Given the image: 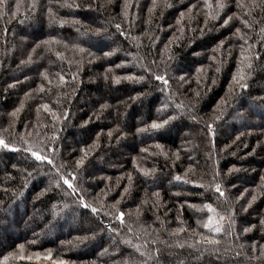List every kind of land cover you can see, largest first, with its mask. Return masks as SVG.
<instances>
[{
  "label": "trees",
  "instance_id": "trees-1",
  "mask_svg": "<svg viewBox=\"0 0 264 264\" xmlns=\"http://www.w3.org/2000/svg\"><path fill=\"white\" fill-rule=\"evenodd\" d=\"M16 2L8 0L0 16V138L20 149L0 147V264H37L21 257L49 251L50 260L65 264H264V258L252 259V245L264 244V11L257 7L245 16L235 0H225L220 17L205 23L203 0H156L152 13V0H132L127 18L125 0H75L79 7L51 5L68 21L60 27L46 18L47 0L35 12L27 7L32 0H20L19 11ZM189 4L198 7L189 13ZM229 15L233 19L221 27ZM236 27L253 45L251 66L243 68L240 81L246 89L232 79L243 45ZM52 38L32 51L38 41ZM104 51L113 55L104 57ZM148 66L166 75V88L154 79L113 82L114 76L144 74ZM168 117L159 132H136ZM42 141L56 149L50 155L57 166L65 165L62 171L79 172V187L101 214V203L121 199L124 225L112 220L115 230L100 233L97 218L77 207L75 197L42 192L55 185V168L37 166L23 151ZM82 148L88 155L77 169ZM133 157L155 173L141 175ZM177 174L195 184L174 181ZM216 183L225 197L215 192ZM204 204L216 211L209 213ZM209 215L225 217L219 233L203 227ZM93 230L95 239H75ZM204 237L217 243L208 245Z\"/></svg>",
  "mask_w": 264,
  "mask_h": 264
},
{
  "label": "snow or ice",
  "instance_id": "snow-or-ice-1",
  "mask_svg": "<svg viewBox=\"0 0 264 264\" xmlns=\"http://www.w3.org/2000/svg\"><path fill=\"white\" fill-rule=\"evenodd\" d=\"M40 2H41V0H32V3L28 4L27 7L31 11L35 12L37 10V7L40 4ZM109 2H111V0H109ZM235 2H236V5L238 8L243 9L245 16H251L253 10L257 7L261 8V10L264 11V0H259V2H257V0H249L248 4H245L243 2V0H235ZM53 3H56L59 8L71 9V8L79 7V5L75 3V0H71V2H69V0H47V4L49 6L46 9V12H47L46 18L48 19L50 24H52V25L58 24L60 27H63L68 21L64 17L59 16L57 11H54V9L51 7V5ZM131 3H132V0H125V2H124V6L122 8V14L124 15L125 18H127V15H128L127 9L129 7H131ZM9 7H10V5L8 4V0H0V16H3L4 14H6L5 9L9 8ZM15 7H16V10L19 11L20 0H17ZM86 7H90V5H86ZM155 7H156V0H152V6L149 7V9H148L149 13H152ZM197 7H198V5L189 4L187 11L189 13H191ZM203 7L208 10L205 14V23H207L208 20L218 19L220 17L221 12L227 7V4L225 3V0H215L214 5H213V3L210 2V0H203ZM7 14H10L13 17L16 16V12H10ZM181 15H183V13ZM232 19H233L232 15H229L226 18H224L223 24L221 25V27L229 25V23ZM73 22H75V21H73ZM241 23L244 25L245 28L250 27L248 20L241 19ZM114 26L118 31L121 29V24H119V23L115 24ZM77 31H79V29ZM104 31H107V29H104ZM100 32H101L100 28H96L94 30V33L96 35H99ZM234 34L237 35L241 40H243V45L241 46V57H240V60L238 61L239 67L237 69L236 74L233 75L232 79L236 84L239 85V87L241 89H246L247 85L240 83V81L244 80V78H245V73L243 71V68L251 66V57H252L253 53L250 52V49L253 47V45L249 44L248 39L245 38V35L241 32V29L239 27L235 28ZM120 35L125 36L126 33L124 31H120ZM52 42H55V38H52L51 40L50 39H43L41 41H38L36 43V45L34 46L32 51L35 52L36 49L39 48L41 44L48 45ZM223 45H224V41L222 40V41H220L219 46L222 47ZM245 45L247 47H245ZM166 47H170V46H166ZM78 51L80 53H85L86 49L84 47H79ZM87 54L89 56L92 55L91 52H88ZM61 55H62V53H57L58 57ZM111 55H113L112 51H104L103 52L104 57H109ZM168 58L171 59V57H168ZM258 58H259V56L257 54V59ZM29 60H31V53H29ZM21 63H24V61L22 60ZM153 64H155V60H153ZM116 66L119 67L120 65H116ZM217 71H219V68H217ZM143 73L144 74H140V75H136V76H132V75H126L124 77L114 76L113 82L119 83L121 81V79H128V80H133L136 82L144 81L145 79H154L156 81L161 82V84L164 85L165 88L168 86L169 81H168V79H166V75L161 74L160 72H153L150 66L145 67L143 70ZM43 78L45 80L49 79L47 75H44ZM73 79H75V76H73ZM59 80H60L61 84H63L65 82V77L63 75H60ZM213 83H215V81H213ZM40 91H44L43 86L40 87ZM25 95H27V93ZM197 95H199V93H197ZM133 99H135V97H133ZM225 103H226V101H225ZM22 107H23V102H21V106L15 108L10 113V115L12 117H16L18 115V113L21 111ZM43 107L45 110H48L47 104L43 105ZM101 107H106V105H102ZM180 107L182 108L183 105H180ZM188 111L191 112L192 109H188ZM65 115H67V113H65ZM53 119H57V117L54 116ZM171 119H172V117H168V119H164V120H153V121H151V123L149 125H146L145 127H138L136 129V132L137 133L149 132L150 134H154V133L159 132L162 129H164L169 124V121ZM192 119L195 120L196 117L192 116ZM217 119H219V117H217ZM85 123H87V121H85ZM206 127L208 130V134L210 136H214V134H215L214 124L208 123L206 125ZM123 134L124 133H120V135H123ZM108 135L110 138L112 137V130L109 131ZM55 138L56 137L53 136V140ZM117 139H119V137H117ZM156 146L160 147L159 144H157ZM0 147H2L4 149H8V150L13 151V152L20 151V149L15 147V145L6 142L3 138H0ZM23 151L30 153V156L32 158H34V161L39 162L37 164V166H39V164H46L48 166H52L53 168H55V176L50 177V179L55 181V185L53 186L50 184L48 188L42 190L43 193H46L48 191H53L57 194L58 197L59 196H63L64 198L75 197L74 203L76 204L77 207L89 210L91 212V214L97 218L98 222H97L96 227L99 229L100 233H103L105 230H107L108 232H112L115 230L113 228L112 220L119 221V223L121 225L125 224V212L119 209L121 199L118 198L114 202L101 203V207L104 208V212H103V214H101L100 209H98L96 206H94L93 204L88 202L89 198L85 194L84 189L79 187V185L77 183L79 172L78 171L64 172V171H62V169L65 167L64 164H61L59 166H57L55 164V161H54L52 155H50V154L56 152V149L53 146L42 141L40 143L32 144L31 146L24 148ZM140 151L145 152V151H147V149L141 148ZM81 152L84 153V155L75 161V165H76L77 169H79L84 164V159L88 155V153L83 148L81 149ZM133 164H134V166H136L137 171H139L140 174L143 176H149L150 174L155 173V171H156L155 168L146 169V168L139 167L136 164L135 157H133ZM13 167H18V165H13ZM33 170H35V169H33ZM229 171H231V169H229ZM28 175L30 177L31 172H29ZM127 179L129 182L132 181L133 176L131 173H129L127 175ZM173 180L176 182H183L185 184H188V183L195 184L194 181H189L188 179H186L185 177H183L179 174L174 175ZM196 186L203 187L202 184L196 185ZM25 187H27V184L25 185ZM214 190H215V192H217L219 194L220 197H225V191L222 189V187L219 183L215 184ZM101 191H103V190H101ZM127 191H128V186L126 185V186H124V189L120 194L121 197H123L125 195V193H127ZM97 195L99 196V194H97ZM152 195L157 197V198L159 197L158 192H154ZM105 196H107L106 192H105ZM253 199H255V196H253ZM98 202H100V201L98 200ZM250 203H251V201H249V204ZM203 208L207 209V211L209 213H213L216 211L212 207L211 204H204ZM137 215H139V212L137 213ZM105 216L111 217V220L105 221V219H104ZM157 219H159V217H157ZM224 219H225V217L223 215H219L218 220H214V217L212 215H209L207 218V222L203 223V227L205 229H208L210 232L219 233L221 231V225L219 222L223 221ZM261 224H264V220H261ZM129 230H131V229L129 228ZM175 231L178 234L179 232L184 231V229L180 228V229H177ZM248 231H250V228L245 227L244 232H248ZM89 235H91V237L93 239H95V236L97 235V233L95 230H93L90 233L86 234L85 236H83V237L77 236V237H75V239L78 240L80 243H84L89 238ZM204 240L207 242L208 245H212L214 243H217V241H215L209 237H204ZM196 243L199 244L200 241H197ZM19 247L22 249L23 245H20ZM102 251L107 252L108 249L105 248V249H102ZM212 251L215 252L218 250L212 249ZM257 251H259V257H257V255H256ZM36 255H37V258H39V254H36ZM21 258H23V257H21ZM50 258H51V252L49 251L48 254L44 256V259L47 260ZM259 258H264V244L259 245V248H257V246L255 244H253L252 245V259L255 260V259H259ZM53 264H65V261L54 260Z\"/></svg>",
  "mask_w": 264,
  "mask_h": 264
},
{
  "label": "rangeland",
  "instance_id": "rangeland-1",
  "mask_svg": "<svg viewBox=\"0 0 264 264\" xmlns=\"http://www.w3.org/2000/svg\"><path fill=\"white\" fill-rule=\"evenodd\" d=\"M47 255V254H46ZM45 255H39V258H37V256H33L31 258H25L23 257V259L25 260H29L32 261L33 263H37V264H53V261L50 259H44Z\"/></svg>",
  "mask_w": 264,
  "mask_h": 264
}]
</instances>
